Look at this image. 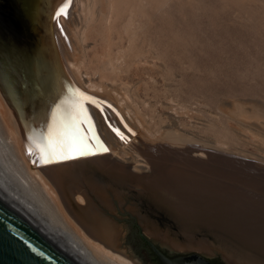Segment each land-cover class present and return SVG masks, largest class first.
I'll return each instance as SVG.
<instances>
[{
	"label": "rangeland",
	"instance_id": "obj_1",
	"mask_svg": "<svg viewBox=\"0 0 264 264\" xmlns=\"http://www.w3.org/2000/svg\"><path fill=\"white\" fill-rule=\"evenodd\" d=\"M79 2L72 0L69 6L74 17ZM88 4L93 7V0ZM110 5L106 1L102 9L97 4L93 16L77 18L78 32L85 35L75 46L81 48L75 50V57L82 77L118 87L119 103L109 101L140 116L153 140L150 145H158L166 133L177 134L178 138L163 141L168 142L170 159L179 157L176 160L185 173L214 165V179L227 200L242 203L252 198L264 203V0H115ZM111 10L116 12L108 21ZM106 59L111 60L112 71L103 67ZM126 133L127 138H135ZM0 135L2 144H11L12 135L1 117ZM13 150L16 161L26 166L18 148ZM193 157L210 161L198 166L201 160ZM71 175L72 183L79 181L76 173ZM26 176L32 182L29 171ZM85 178L97 195L105 194V181L128 191L121 198L111 197L114 210L136 217L146 235L151 233L162 248L186 253L184 248L213 244L210 239H193L201 229L190 228L193 222L180 220L159 205L135 179L105 169L88 170ZM102 213H93L91 221L109 229V213ZM248 213L264 220L261 205ZM118 216L127 218L119 226L134 220Z\"/></svg>",
	"mask_w": 264,
	"mask_h": 264
},
{
	"label": "water",
	"instance_id": "obj_2",
	"mask_svg": "<svg viewBox=\"0 0 264 264\" xmlns=\"http://www.w3.org/2000/svg\"><path fill=\"white\" fill-rule=\"evenodd\" d=\"M71 1L0 0V90L16 114L31 160L40 168L110 154L100 131L98 112L117 135L123 134L110 122L105 113L108 110L132 130L114 103L80 85L63 58L58 28L63 32L60 18L66 15ZM78 93L93 99L92 104L84 105L86 120L76 118ZM50 134L53 140L59 137L63 145V151L57 149L51 159ZM62 155L70 158H61ZM234 201L216 207L212 212L214 220L205 222L208 225L204 222L190 225L201 229L194 232L193 239L213 241L211 250L196 247L184 248L186 253H175L164 249L151 233L146 235L136 217L119 208L108 214L112 222L109 229L100 231L102 227L89 220L84 224L88 231L96 232L97 239L107 248L135 264H231L235 252L249 257L247 264H264V222L248 213L259 205L264 208V203L252 198L242 203ZM72 206L80 212L75 203ZM118 215L131 216L134 220L119 226L127 218ZM174 222L180 227L181 224ZM189 249L197 251L189 252ZM0 264L77 263L0 199Z\"/></svg>",
	"mask_w": 264,
	"mask_h": 264
},
{
	"label": "bare ground",
	"instance_id": "obj_3",
	"mask_svg": "<svg viewBox=\"0 0 264 264\" xmlns=\"http://www.w3.org/2000/svg\"><path fill=\"white\" fill-rule=\"evenodd\" d=\"M79 1L81 7L79 6L80 9L76 8L78 9L77 17L73 16L74 12L69 14V11H67L68 18L65 19L63 17L60 19L62 20L60 23L63 22L65 25L63 27L61 24L63 32L58 28L63 58L70 68L73 69L76 79L83 88L105 99L119 103L115 95L118 87L116 88L112 84L103 86L92 80H85L79 72V63L76 61L78 57H75V52L81 49H76L75 46L81 44L83 42L81 40L85 38L84 32H78V28H80L77 27L79 26V18L84 15L93 16V11L97 4L103 9L106 1H110V6H114L115 0H93V7L88 4V0ZM115 12L111 10L108 13V21ZM86 27L82 28L87 29ZM77 39H81L79 44L76 41ZM108 57L110 58L111 55ZM103 64V67L109 69L108 71L113 70L110 68V59H106ZM119 110L123 113L126 122L131 125L135 133L133 130L131 131L124 127L113 111L106 110L107 112L105 113L108 118L110 119L109 116H112L110 119L111 123L117 126L123 134L117 135L107 125L104 115L102 116L98 112L100 131L108 143L110 154L99 158L40 168L37 163L31 160L16 114L0 90V117L12 135L10 145L0 142V199L22 215L40 233L47 237L53 245L77 264H135L126 256L107 248L97 239L96 232L92 233L86 228L84 221L89 220L92 223L91 217L93 213H109L114 210V203L111 197L121 198L123 193H129L125 189L119 191L105 181L103 183L105 194L97 195L96 193L98 192L86 183L85 177L88 170H111L123 177L127 176L135 179L139 186L143 188L142 190L149 193L159 205L168 207L167 209L177 218L188 222H212L214 220L212 212L215 208L220 207L222 203L226 204L225 201L231 203V201L226 199L222 189L217 187L214 179V165L199 168V165L203 162L202 159L198 157L201 160L200 164H198L199 160L197 157H193L192 160L195 158L198 160L197 165L199 167L196 165L198 168L195 167V171H187L188 173H185L186 171L184 172L179 168L181 165H178L179 157H176L177 155L175 157L178 158V161L174 157L170 159L167 152L169 150L167 141L178 138L177 134L166 133L165 138H161L162 140L159 138L158 145H150L153 140L150 139V134L146 132V125L140 116H132V114L128 113L126 107L120 105ZM126 131H128L127 136L132 137L129 135L130 133L135 138H127L125 135L127 134ZM166 139L168 140L163 141ZM155 140L153 143L157 144ZM16 148H18L17 152L26 166H23L20 161H16L13 152V149ZM214 153L213 151L212 154ZM205 156L207 157V155ZM209 161L210 159L207 162ZM207 162L205 159L203 165H208ZM27 171L33 176L32 182L27 179ZM72 173H76L79 176V181L75 184L71 182L73 180H70ZM223 199L224 201L222 202ZM72 203L78 206L80 212L73 208ZM103 224L106 225L104 222ZM95 225H97V222H95ZM101 230L104 229L100 228ZM200 249L210 250L211 247L205 243L202 244ZM249 259L246 255L235 252L231 255L230 262L231 264H247Z\"/></svg>",
	"mask_w": 264,
	"mask_h": 264
},
{
	"label": "snow or ice",
	"instance_id": "obj_4",
	"mask_svg": "<svg viewBox=\"0 0 264 264\" xmlns=\"http://www.w3.org/2000/svg\"><path fill=\"white\" fill-rule=\"evenodd\" d=\"M93 103V99L84 95V94H77V100H76V112H77V116L76 118H80L83 117L85 120L88 119L87 113H86V109L84 108L85 104H92ZM55 145V147L53 146ZM57 149H59L61 152L63 151V145L60 141V138L57 137L55 140H53L52 135H49V143H48V151H49V158L51 159L55 154ZM106 151V149H105ZM37 154H40V149L37 148ZM41 159H43L44 157L41 155L40 157ZM61 158H70V157H64L63 155L61 156Z\"/></svg>",
	"mask_w": 264,
	"mask_h": 264
}]
</instances>
